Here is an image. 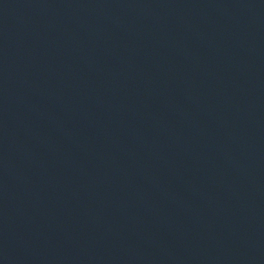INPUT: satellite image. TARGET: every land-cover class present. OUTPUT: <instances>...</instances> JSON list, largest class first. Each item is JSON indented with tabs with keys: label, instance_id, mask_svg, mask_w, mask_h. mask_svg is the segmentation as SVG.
Here are the masks:
<instances>
[{
	"label": "water",
	"instance_id": "water-1",
	"mask_svg": "<svg viewBox=\"0 0 264 264\" xmlns=\"http://www.w3.org/2000/svg\"><path fill=\"white\" fill-rule=\"evenodd\" d=\"M0 264H264V0H0Z\"/></svg>",
	"mask_w": 264,
	"mask_h": 264
}]
</instances>
